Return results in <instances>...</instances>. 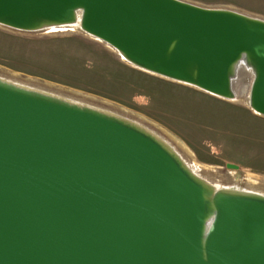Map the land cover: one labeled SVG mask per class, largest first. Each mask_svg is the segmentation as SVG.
I'll return each instance as SVG.
<instances>
[{
  "label": "water",
  "instance_id": "obj_1",
  "mask_svg": "<svg viewBox=\"0 0 264 264\" xmlns=\"http://www.w3.org/2000/svg\"><path fill=\"white\" fill-rule=\"evenodd\" d=\"M0 24L75 25L140 69L264 116V20L183 0H0ZM0 264H264V195L197 176L116 114L0 77Z\"/></svg>",
  "mask_w": 264,
  "mask_h": 264
},
{
  "label": "rangeland",
  "instance_id": "obj_2",
  "mask_svg": "<svg viewBox=\"0 0 264 264\" xmlns=\"http://www.w3.org/2000/svg\"><path fill=\"white\" fill-rule=\"evenodd\" d=\"M183 1L264 20V0ZM56 28L0 24V77L127 117L212 185L264 195V116L247 104V68L233 81L235 97L222 98L144 71L80 28Z\"/></svg>",
  "mask_w": 264,
  "mask_h": 264
},
{
  "label": "bare ground",
  "instance_id": "obj_3",
  "mask_svg": "<svg viewBox=\"0 0 264 264\" xmlns=\"http://www.w3.org/2000/svg\"><path fill=\"white\" fill-rule=\"evenodd\" d=\"M56 27H59V28H65V27H67V26H51L50 28H52V29H57ZM68 27H70V28H75L76 26L75 25H70V26H68ZM58 30V29H57ZM123 58V57H122ZM15 83V82H14ZM36 87V86H35ZM39 88V87H38ZM230 99H232V98H230ZM247 104H248V102H247ZM253 111V110H252ZM255 112V111H254ZM256 113V112H255ZM258 114V113H257ZM117 115V114H116ZM125 118H127V117H125ZM150 129V128H149ZM156 132V131H155ZM157 136V135H156ZM178 141V140H177ZM183 143L181 142V145H182ZM183 146V145H182ZM184 147V146H183ZM175 149V148H174ZM196 163V162H195ZM186 164V163H185ZM187 165V164H186ZM192 169V168H191ZM219 187V186H218Z\"/></svg>",
  "mask_w": 264,
  "mask_h": 264
}]
</instances>
